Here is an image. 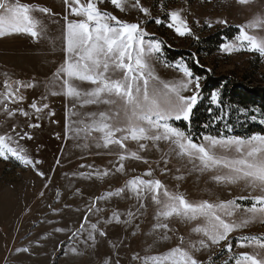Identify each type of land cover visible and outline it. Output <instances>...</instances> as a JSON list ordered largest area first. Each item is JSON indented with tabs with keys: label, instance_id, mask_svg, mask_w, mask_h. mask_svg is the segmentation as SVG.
<instances>
[{
	"label": "snow or ice",
	"instance_id": "1",
	"mask_svg": "<svg viewBox=\"0 0 264 264\" xmlns=\"http://www.w3.org/2000/svg\"><path fill=\"white\" fill-rule=\"evenodd\" d=\"M103 2L63 0V13L58 14L46 6L0 0V38L24 34L38 40L47 35L50 20L52 24L60 25L63 53L62 62L53 71L45 92L38 99L28 102L24 94L25 89L35 88L33 83L12 79L7 74L0 83V159H14L44 178L45 174L37 168L42 162L34 160L21 141L33 139L28 130L41 127L44 116L55 115L47 102L49 96H63L71 107L65 116V138L69 133L73 138L83 135L90 144L104 149V155L116 160L113 168L94 170L87 175L90 178L95 175L97 179L116 174L126 177L121 186L89 197L85 207L77 209L81 218L68 236L70 241L82 240L95 246L97 237L108 236V225L123 226L126 233L136 237L143 232L141 224L151 208L153 222L149 234L154 241L176 242L158 254H133L131 260L136 264H214L213 256L204 260L197 254L221 246L222 250L232 253L233 239L236 247L252 250L230 255L224 264L229 261L232 264H264V235L233 236L254 222L264 225V133L246 137L223 132L203 134L196 141L190 124L193 108L198 103L200 77H193L182 62L175 65L182 73L179 79L167 80L156 72L161 42L149 38L151 34L143 26L145 19L154 20L157 25L165 24L180 37L199 39L185 15L189 9L169 10L161 0L160 11L164 16L161 19L153 16L141 0H135L131 9L144 19L137 16L135 20H126L102 11L98 4ZM235 2L246 6L251 0ZM110 3L122 13L128 11L127 0H110ZM57 16L60 18L55 19ZM195 23L199 25L200 21ZM206 23L208 27L212 26L210 22ZM216 23L227 24V20L218 19ZM248 27L264 29V16H257L248 25L241 26L233 42L221 45L222 51L231 53L243 49L264 57V37L249 34ZM188 92L192 94L186 95ZM210 99L211 103L218 104L219 93L213 92ZM68 106L66 104V108ZM88 106H95L96 110L80 111ZM20 117L24 118V127L17 123ZM252 119L256 120V117ZM176 121L187 122L189 130L175 126ZM260 123L264 124V120ZM56 136L60 138L59 133ZM153 152L160 153L159 160L149 158ZM173 159L191 165L190 172L207 175L209 182L228 187L232 198L190 200L178 190L179 185L175 190L170 189L156 173L159 171L163 176L171 171L169 165ZM127 161L143 163L147 168L139 175L129 176ZM59 163L57 159L56 164ZM80 167L91 166L82 164ZM175 170L180 172L178 167ZM175 178L184 179L181 175ZM48 186V183L44 185L45 188ZM232 187H239L242 194L233 196ZM39 195L43 197L45 193L42 191ZM60 195L57 191L58 198ZM73 195L82 196L83 193L77 188ZM118 200L131 203L123 210L116 203L110 215L101 216L109 212L108 207L100 206L101 202L111 205ZM92 216L97 217L95 222L90 219ZM179 224L188 229L187 234L180 232L176 226ZM60 247L63 248V242ZM112 247L119 248V245L113 243ZM18 251L27 252L28 248ZM71 251L78 254L75 248ZM106 256L103 264H121L118 254L115 259L111 254Z\"/></svg>",
	"mask_w": 264,
	"mask_h": 264
},
{
	"label": "rangeland",
	"instance_id": "2",
	"mask_svg": "<svg viewBox=\"0 0 264 264\" xmlns=\"http://www.w3.org/2000/svg\"><path fill=\"white\" fill-rule=\"evenodd\" d=\"M20 2L46 6L58 14H62L64 10L63 0H20ZM134 2L135 0H127L128 11L125 13L115 9L110 0H104L98 6L102 11L112 12L123 19L135 20L141 14L131 9V4ZM164 2L169 10L189 9L185 15L195 37L199 39L192 36L180 37L165 24L157 25L154 20L145 19L143 26L151 34L149 38L161 42V52L157 54L159 61L156 63V72L161 78L179 79L182 73L175 68V65L181 62L185 64L181 60L166 63L162 54L165 46L174 51L187 52L201 68L212 72L216 77H227L231 83H243L248 87H264V57L258 53L243 49L227 53L222 51L221 46L211 56L203 53L205 49L203 41L208 36L226 28H236L239 31L241 26L248 25L257 16H264V0H251L246 6L238 5L235 0H164ZM141 3L151 9L153 16L164 19L160 11L161 0H141ZM59 18L57 16L55 19ZM141 18L144 19L142 16ZM218 19H226L227 24L216 23ZM196 20L200 21L199 25L195 23ZM206 22H210L212 26L208 27ZM47 23L49 28L47 35L38 40L24 34L0 38V83L7 74L12 79L35 84V88L24 90L28 102L38 99L45 92V85L63 59L59 39L60 25L52 24L50 20ZM246 31L264 37V29L260 27H248ZM233 40L234 38L224 43ZM165 64L173 67H166ZM199 83L200 93L202 80H199ZM203 97L199 96L198 102L203 100ZM47 102L55 115L44 116L40 121L41 127L28 130L32 133L33 139L21 141L28 154L34 160L42 162L37 168L45 174L44 178L38 176L31 167L26 168L14 159L8 161L0 159V264H103L107 259L106 254H111L112 259L117 258L118 254L121 264H136L131 260L135 253L158 254L173 246L175 240L155 242L154 237L149 234L153 222L151 208L148 215L143 218L144 222L141 224L143 232L136 237H131L130 232L126 233L123 226L108 225L106 227L108 236L97 237L95 246H89L91 242L85 244L82 240L68 239L70 232L78 226L81 218V212L77 209H83L89 197L121 186L126 177L116 174L103 179H97L95 175L90 178L87 174L93 173L94 170L103 171L113 168L115 157L104 155V149L96 148L94 144L85 140L83 135L73 138L72 133H69L66 139L65 116L66 112L71 111L69 102L63 96H49ZM66 104L69 105L68 108ZM95 110V106L80 109L82 112ZM235 117L239 119L243 114L239 113ZM23 120V117L17 120L21 127H24ZM238 122L242 123L239 120ZM57 133L60 134L59 139ZM132 147L134 148L135 145L133 144ZM97 153L101 154L97 155ZM159 157V152H153L149 156L151 160H159ZM57 159L60 161L59 165L56 164ZM173 161L169 165L171 171L166 175L160 176L159 171L156 173L157 178L170 189L175 190L179 185L178 190L190 200L232 198L228 194V187H220L209 182L207 175L202 176L194 172L195 178L187 180L185 175L190 176L193 173L190 172L191 165H187L186 171L182 174L175 169L183 168V162L175 159ZM82 164L91 167L81 168ZM126 168L128 175L131 176L141 174L147 166L140 162L127 161ZM133 168L135 172L132 171ZM178 175L183 176L184 179L177 180L175 177ZM46 183L49 184L48 188L44 187ZM77 188L81 189L82 196L73 195ZM42 191L45 195L40 197L39 193ZM57 191L61 194L59 198ZM231 191L233 196L242 194L239 187H232ZM116 203L119 204L120 210H123L124 206L131 202L118 200L111 205L101 202L100 206L109 208V212L102 213L101 216L110 215L111 208L115 207ZM48 205L52 207L49 208ZM90 219L95 222L97 217L92 216ZM176 226L180 232L187 234L188 229L184 225ZM57 228L63 231L58 232ZM242 235H264V225L254 222L248 228L233 233L234 237ZM61 242L63 248L60 247ZM113 243L118 244L119 248H113ZM222 247L197 255L204 260L211 255L214 264H224L229 260L230 255L252 250L236 247L235 239H233L232 253L222 250ZM23 248H28V251H18ZM72 248L77 249L78 254H74ZM229 264L232 262L229 261Z\"/></svg>",
	"mask_w": 264,
	"mask_h": 264
},
{
	"label": "trees",
	"instance_id": "3",
	"mask_svg": "<svg viewBox=\"0 0 264 264\" xmlns=\"http://www.w3.org/2000/svg\"><path fill=\"white\" fill-rule=\"evenodd\" d=\"M238 32L236 28H226L208 36L203 41V53L206 56L213 55L225 41L233 39ZM162 54L166 63L183 61L193 73V77H200L202 80L199 96L204 97L194 107L190 124V131L196 141H199L203 134L217 135L223 132L225 135L246 137L253 133H264V124L260 123L264 120V87H248L243 83H231L227 77H216L212 72L201 68L185 51H174L163 46ZM213 92L219 93L217 106L211 103L210 96ZM239 113H242L243 117L237 119L235 116ZM253 116L256 120L252 119ZM175 126L189 130L188 123L184 121L175 122Z\"/></svg>",
	"mask_w": 264,
	"mask_h": 264
},
{
	"label": "bare ground",
	"instance_id": "4",
	"mask_svg": "<svg viewBox=\"0 0 264 264\" xmlns=\"http://www.w3.org/2000/svg\"><path fill=\"white\" fill-rule=\"evenodd\" d=\"M174 162V161H173ZM181 162V161H180ZM183 168H181L180 167V172L182 173V174H184V171H186L185 170V168L187 167L184 163H183ZM188 166H190V165H188ZM188 169V168H187ZM186 173V172H185ZM195 175V173L193 172V173H191V175L190 176H187V175H185V178L187 179V180H189V179H191L193 176ZM193 178H195V177H193Z\"/></svg>",
	"mask_w": 264,
	"mask_h": 264
}]
</instances>
